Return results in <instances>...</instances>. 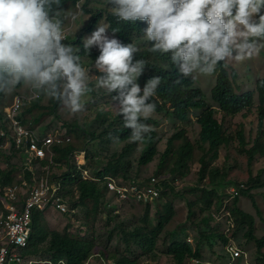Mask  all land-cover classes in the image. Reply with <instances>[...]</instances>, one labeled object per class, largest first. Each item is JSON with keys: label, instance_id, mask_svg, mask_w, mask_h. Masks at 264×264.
<instances>
[{"label": "trees", "instance_id": "trees-1", "mask_svg": "<svg viewBox=\"0 0 264 264\" xmlns=\"http://www.w3.org/2000/svg\"><path fill=\"white\" fill-rule=\"evenodd\" d=\"M79 1L61 0L60 18L63 20L64 32L71 26L69 19L77 11L75 5ZM97 1L104 3L102 0ZM88 2L89 0L82 10L91 14L92 11L87 7ZM103 19L108 22L109 32L116 35L122 43H131L134 47L137 36H143V30L147 27L145 22L140 21L120 22L110 8L103 7L92 13L86 31H94ZM75 41L81 51L76 54L81 58L97 57L91 50L89 55L83 51L82 35L77 36ZM63 43L67 44L65 40ZM137 49L135 59L143 60L145 64L142 79H137L141 82L138 81L141 89L153 76H159L161 80L155 95L150 98V102L156 106L155 112L143 122L147 125L157 124L156 117L165 115L174 121L191 122L192 125L191 131L188 127H177L162 154L157 132L153 129L142 143L130 142V130L123 127L122 117L116 113L109 118L104 109L105 106L114 104L112 97L116 93L109 94L105 89L97 88L93 81L88 84L90 91L85 98L88 104L97 103L95 120L91 123L86 119L79 123L77 117L62 122L63 128L59 135L70 137L71 142L53 146L54 166H51L48 157L38 162L35 172L32 173L26 170L23 155L15 148L14 141L9 136L8 120L3 111L4 106L0 104V131L3 130L8 135L0 137V157L7 159L5 168L0 167V219L6 213L5 189L20 183L18 178L21 174L33 185L34 173L42 175L51 166L59 171L53 178L61 183L64 200L77 210L75 214L63 216L71 220L80 218L85 231V237L70 232L53 231L47 220L48 212L36 211L27 246L17 248L16 253L26 260L36 259V264H86L91 258H94L96 264L109 261L113 264H161L158 246L165 230L174 219L173 199L187 195L177 190L183 174H186L182 172L189 170L192 163L199 162V178L204 186L192 187L188 191L196 196V201L189 205L192 213L196 215L195 209H198L204 217L202 225L208 229L201 237L210 246L214 247V241L221 244L230 264L236 263L244 258L245 251L240 257L233 259L226 247L234 239L232 235L236 229L247 227V239L254 240L257 245L256 264H264V236L258 237L256 234V216L239 206L241 197H247L251 199L257 213H260L252 191L264 188V181L260 177H253L252 167L258 156L264 157V77L257 81L256 97V92L242 90L236 66L230 61L220 62L214 73L217 79L209 99L207 92L197 84L196 79L180 74L169 54L151 51L150 44ZM3 96L0 93V102ZM209 100L215 105L212 106ZM84 101H81L82 104ZM61 108L59 102L40 94L37 99L22 104L18 119L39 136L46 137L48 128L45 123L51 118L62 121L59 116ZM189 131L193 133V139L189 136ZM119 144L124 145L122 150L110 153L111 148ZM137 146L143 147L138 161L141 168L151 165L161 155L155 175L146 177L130 173L132 163L128 159ZM222 148L228 153L225 162L220 165L216 162L220 159ZM76 154L82 156L83 169L89 171L94 180L83 179L82 172L75 163ZM232 155L236 165L239 158L247 162L248 174H245L243 180L232 176L234 167L228 163ZM12 159L19 161V166L12 164ZM106 178H112L118 183L135 180L147 182L156 178L160 183L161 197L154 205L123 203L110 207ZM241 181L244 183L241 184ZM225 183H231L238 191L223 194L219 189ZM155 207V213L150 218ZM142 209L145 215L139 218L138 212ZM214 213H220L222 218H215ZM113 220L118 222L117 242L123 246V250L115 252L109 251L107 245L102 243L97 228L99 221H104L109 226ZM201 245L199 240L195 247L187 240L172 241L164 252L168 259L167 264H186L188 261L200 264L203 254Z\"/></svg>", "mask_w": 264, "mask_h": 264}, {"label": "clouds", "instance_id": "clouds-1", "mask_svg": "<svg viewBox=\"0 0 264 264\" xmlns=\"http://www.w3.org/2000/svg\"><path fill=\"white\" fill-rule=\"evenodd\" d=\"M60 5L61 0H0V93L24 85L80 113L94 68L96 87L116 93L112 101L130 142L142 143L151 131L143 121L155 112L150 98L160 77L141 89L136 81L145 64L135 59L138 49L103 26L84 39L83 51L89 55L96 48L99 55L90 69L82 67L73 46L63 43ZM106 6L120 22H145L150 50L169 54L183 77L212 76L220 62L249 59L264 39V0H106ZM75 7L73 21L84 14L80 4Z\"/></svg>", "mask_w": 264, "mask_h": 264}, {"label": "rangeland", "instance_id": "rangeland-1", "mask_svg": "<svg viewBox=\"0 0 264 264\" xmlns=\"http://www.w3.org/2000/svg\"><path fill=\"white\" fill-rule=\"evenodd\" d=\"M101 1V0H100ZM104 3L100 4L97 0H89L88 2V9L92 11V13L97 12L99 9L106 6V0H102ZM87 2V0H80L79 4L81 8L84 6V4ZM109 8V7H108ZM84 13V11H83ZM92 13L83 15H80L75 21H73L71 18L70 23L71 26L68 28V30L65 32V42L67 44L73 46L74 53L81 52L80 49L75 45L74 42L75 38L79 35H82L83 42L84 39L91 35V33L87 32L86 29L92 19ZM108 22L106 19L101 20V22L97 25L103 26L107 29V32L110 36L114 35L108 30ZM96 29V28H95ZM94 29V31H95ZM116 37V35H114ZM117 38V37H116ZM118 39V38H117ZM150 42L144 38V36H137L136 40V48H140L143 46H148ZM258 51L249 59H245L242 62H235L229 60L239 71V78L238 82L241 86L242 90L245 91H253L256 92L257 89V81L259 78L264 77V39H260L259 43L257 45ZM91 51L95 53V55H99V51L96 48H92ZM97 57L88 56L85 58L80 59L81 66L85 69H90L92 64H94ZM91 76L86 79L87 85L90 82L95 81V76L99 75L98 72L95 71L93 68L90 73ZM143 75L138 77L137 79H142ZM197 80V84L204 89L207 93L206 95L210 99V92L212 87L216 83L217 75L213 74L212 76H204V75H198L195 78ZM137 80L136 83L139 84ZM100 89V88H99ZM22 95L25 97H29L31 95V90L27 88L24 85H20L17 87V89L11 93V94H4V96L1 99L0 104L5 107L9 106L12 103V100L15 96ZM86 96L82 97L83 100V111L80 113L72 114L70 113L66 108L62 106L60 109L59 116L62 118V121H58L55 118L49 119L45 126H47V129L45 133L47 135H58L61 134L64 121H71L79 117V123H83L86 119L89 120V122H93L97 116V103L94 104H88L86 102ZM256 97H258V93L256 92ZM212 106L215 104L209 100ZM103 102L101 103V105ZM95 106V107H92ZM91 109V111H90ZM106 114H108V117L111 118L116 113H118V109L114 104H110L108 106L104 107ZM157 124L151 123L149 126L151 129L155 130L157 132V139L159 142V150L160 154H162L167 147V141L171 137V135L174 133L175 129L177 127L183 126L188 127L191 131V122L190 123H181L174 121L168 116L161 115L156 117ZM194 122V121H192ZM189 131V136L193 139V133ZM124 147L123 144L116 145L115 147L111 148V152H120L122 148ZM143 153V147L137 146L134 151L131 152L129 156V161L132 163L130 167V173L131 174H138L146 177H150L156 174V171L158 169V166L160 164L161 155H158L156 157L155 161L147 166V167H139L138 161ZM228 151L224 148L220 151V159L216 162L220 165H222L227 157ZM7 159L4 157H0V167L5 168V163ZM197 161V160H196ZM12 164H16L19 166V161L17 160H11ZM24 163V162H23ZM231 166H233L232 176H238L241 180L244 179L245 174H248V165L247 162L243 158H239L238 165L234 162V155L230 157V160L228 162ZM200 164L199 162L192 163L189 167V170H185L182 172L186 174H183L181 180H180V186L178 187V191H180L181 194H187L184 197L174 198V208H175V215L172 223L167 227L165 230L163 236L161 237L159 241V262L161 264H167L168 259L164 256V252L166 251V247L169 243L175 240H187L193 247H195L197 241H200V244H202V257L200 258V264H230V259L228 255L225 254L222 245L218 242L214 241V247L210 246V243L207 242V240H204L201 236L202 234H206V230L208 229L202 225V221L204 220V217L200 215V212L198 209H195L196 215L192 213L190 209V203L196 201V196L193 192H189L188 190L192 187H198L201 188L204 186V182L200 180L199 178V170H200ZM253 177H260L262 181H264V157L258 156L253 164L252 167ZM244 182L241 181V184ZM246 186V184H244ZM244 187V186H241ZM220 192L224 193H233L234 191H238L231 183H225L220 185ZM253 196L255 199V202L257 203V206L260 210V213H257V209L254 207L251 199L247 197H241V202L239 203L240 208L245 210L248 213L253 214L256 216L257 221V231L256 234L258 237L264 236V188L254 189ZM114 205V204H113ZM202 205V204H201ZM203 206V205H202ZM156 207L151 212V217H153V214L155 213ZM208 212H206V215ZM145 215V211L142 209L138 212V217L142 218ZM80 219V218H79ZM79 219H68L61 215L60 213H48L47 214V220L50 225L51 230L53 231H59V232H70L72 234H78L81 235L80 237H85V231L83 230V225ZM118 222H115L114 220L109 224V226L106 225V222L99 221L98 223V233L100 236V240L104 245H107L109 248V251L115 252L117 250H123V246L117 242L118 238V228H117ZM248 228L242 227L239 229H236L233 236V240L236 242V244L245 251L244 258H241L236 263L233 262L231 264H256V253H257V245L254 240H248L246 237V232ZM208 233V232H207ZM112 238V240H110ZM95 264V262H94ZM151 264H155V262H151ZM186 264H198L197 262L190 263L189 261Z\"/></svg>", "mask_w": 264, "mask_h": 264}, {"label": "built area", "instance_id": "built-area-1", "mask_svg": "<svg viewBox=\"0 0 264 264\" xmlns=\"http://www.w3.org/2000/svg\"><path fill=\"white\" fill-rule=\"evenodd\" d=\"M37 98L38 95H34L32 91L29 97L18 95L13 98L9 106L3 109L8 120L9 136L13 139L15 148L23 155L26 170L32 173L35 172L37 163L48 157H50L51 166H54L53 146H62L71 142L70 137L59 134L41 137L18 119L22 104ZM0 137H8V135L1 130ZM75 163L78 170L82 172L84 180H94L89 171L83 169L81 155H75ZM51 166L43 171L42 175L34 173L33 185H30L21 174L18 178L20 183L5 189L6 213L0 219V264H36L38 262L33 258L26 260L15 251L17 248L27 246L36 211L57 212L61 215L77 212L64 200L62 185L53 178L55 174H59V171L52 169ZM105 182L107 196L111 200L110 207L120 206L123 203L154 205L161 197L160 183L156 178L147 182L135 180L128 183H118L112 178H106ZM214 217L222 218L220 213H214ZM229 223L231 225V221ZM226 249L232 254L233 259L240 257L244 252L234 240L227 245ZM94 262L96 264L94 258H91L86 264H94ZM62 264L67 263L62 262ZM105 264L113 263L109 261Z\"/></svg>", "mask_w": 264, "mask_h": 264}]
</instances>
